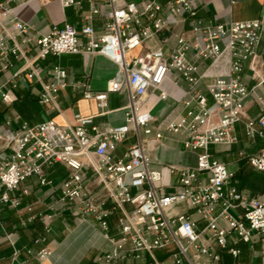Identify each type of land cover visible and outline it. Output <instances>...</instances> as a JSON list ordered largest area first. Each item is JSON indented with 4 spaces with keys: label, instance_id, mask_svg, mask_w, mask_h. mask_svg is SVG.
Instances as JSON below:
<instances>
[{
    "label": "built area",
    "instance_id": "2783aa9c",
    "mask_svg": "<svg viewBox=\"0 0 264 264\" xmlns=\"http://www.w3.org/2000/svg\"><path fill=\"white\" fill-rule=\"evenodd\" d=\"M8 1H0V103L9 107L18 100L21 81H38V102L57 109L67 73L52 64L49 81L42 82L38 61L63 53H99L118 64L117 74L104 90L81 85L83 98L95 101L101 114L110 94L127 93L129 103L124 123L106 130L93 124L94 116L80 114L73 116L70 125L51 119L30 126L18 116L6 118L0 125V206L17 208L20 198L15 192L31 177L42 186L51 185L44 167L59 163L68 169V177L61 183L58 201L71 203L81 218L91 215L110 246L95 256L97 264L140 259L145 253L153 256L160 249H173L174 264H221L223 250L238 258L237 243L252 244L255 234L264 235V197L240 191L232 183L235 172L209 152L212 145L231 148L237 144L235 127L241 122L249 141L264 140V115L246 118L250 90L243 78L246 63H253L257 56L264 17L205 20L199 15L203 0H87L89 8L82 13L79 30L65 22L40 32L19 19ZM10 1L19 5L26 0ZM59 1L64 8L81 5V0ZM96 16L102 17L99 31L93 26ZM188 18L191 36L175 34L170 53L160 45L132 54L146 40ZM168 41L163 38V43ZM201 63H206L203 72ZM251 69L263 82L256 63ZM173 70L188 85L183 101L187 111L158 119L144 106ZM204 79H209L206 89L214 101L212 107L199 89ZM160 96L167 98L164 92ZM166 132L183 137L184 148L196 153L194 166L154 160L152 153ZM130 135L136 141L118 156V146ZM240 156L264 172V148L258 154L240 152ZM85 167L90 168L101 195L84 182ZM22 195L28 192L22 190ZM108 201L112 206L105 207ZM181 205L199 218L174 214ZM116 211L121 216L113 235L108 218ZM44 241L37 238L34 244ZM50 254L51 249L44 246L37 252L38 260Z\"/></svg>",
    "mask_w": 264,
    "mask_h": 264
},
{
    "label": "crops",
    "instance_id": "0c3cea01",
    "mask_svg": "<svg viewBox=\"0 0 264 264\" xmlns=\"http://www.w3.org/2000/svg\"><path fill=\"white\" fill-rule=\"evenodd\" d=\"M8 2L19 19L29 22L32 31L40 32H46L51 26H61L65 22L73 24L79 30L83 23L82 13L89 8L87 0H81V5L78 7L65 8L61 6L59 0H26L19 5L10 0ZM104 8L106 9L107 6ZM199 15L213 22L261 18L264 17V0H203ZM93 26L97 31L101 29V16L94 18ZM190 29L189 18L181 23H173L169 28L146 40L142 46L132 50V54L160 45L170 53L175 44V34L184 32L191 36ZM164 37L168 38L167 43H163ZM33 52L34 50L29 54ZM254 63L257 64L258 74L263 82L253 76L251 67ZM38 64L42 68L39 73L42 82L49 81L47 71L52 64H59L67 73V85L58 93L56 102L58 108L53 109L38 102L41 90L38 81L31 83L21 81L17 90L18 100L9 107L0 103V125L6 118L15 116L19 117L20 122L30 126L51 119L60 125H70L74 123L75 114L94 116L93 124L100 130L124 123L125 107L129 103L127 93L110 94L103 114L95 101L84 99L82 94L84 90L82 83L88 84L93 91L104 90L107 81L119 70L116 62L99 53H63L48 55L39 60ZM200 68L203 72L206 63H201ZM14 70L15 68L9 73ZM243 78L250 90L246 104V118H258L264 115V30L262 40L257 47V56L253 63H246ZM208 82L209 79H204L199 89L207 96L212 107L214 101L206 89ZM187 88L188 85L182 75L173 70L163 85L150 93L144 110L158 119L184 114L187 111L183 105ZM162 92L167 94L166 99L161 98ZM235 131L239 138L237 144L231 148L212 145L209 152L235 172L232 183L240 191L250 197H264V172L253 168L240 156V152L247 155L258 154L264 148V140L249 141L245 135L243 122L236 125ZM133 144L125 145V142L120 144L116 154L122 156ZM152 156L157 163L162 164L194 166L196 163V153L184 148L183 137L169 132L165 133L164 140L157 146ZM44 171L46 177L52 181L51 185L42 186L36 177H31L15 192L20 198V205L17 208L0 206V264H97L94 262L95 256L107 251L110 246L103 238L93 217L86 215L81 218L74 214L71 203L58 201L60 186L68 177V169L62 164L54 163L45 166ZM84 173V182L94 187L98 195H101L102 191L95 187L96 181L90 168L85 167ZM22 190H26L28 195H22ZM110 206L112 202L108 201L105 207ZM127 208L131 207L127 206ZM178 208L181 210L177 211ZM173 211L188 213L194 219L199 218L186 205H181ZM120 216L121 212L116 211L108 218L110 232L113 235L117 234ZM203 224V221H200V225ZM37 238H44L45 241L34 244ZM44 246L51 249V254L45 260L39 261L37 252ZM235 246L241 250L240 256L233 258L227 250H223L221 264H264V235L255 234L252 244L239 242ZM172 251L173 249H160L156 250L153 256L145 253L140 259L121 261L118 264H174Z\"/></svg>",
    "mask_w": 264,
    "mask_h": 264
},
{
    "label": "rangeland",
    "instance_id": "374dc122",
    "mask_svg": "<svg viewBox=\"0 0 264 264\" xmlns=\"http://www.w3.org/2000/svg\"><path fill=\"white\" fill-rule=\"evenodd\" d=\"M136 140H135V137H132V135H130V138L125 142V145H129L131 143H134ZM181 210V208H178L177 211ZM176 211V212H177ZM173 213L175 214V212L173 211Z\"/></svg>",
    "mask_w": 264,
    "mask_h": 264
}]
</instances>
